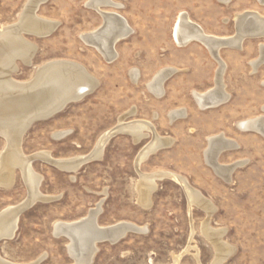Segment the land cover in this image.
I'll return each mask as SVG.
<instances>
[{
    "label": "rangeland",
    "instance_id": "1",
    "mask_svg": "<svg viewBox=\"0 0 264 264\" xmlns=\"http://www.w3.org/2000/svg\"><path fill=\"white\" fill-rule=\"evenodd\" d=\"M110 1L119 7L103 5L100 10L124 17L133 29L126 40L117 44L120 39L114 44L120 57L111 64L81 39V35L93 33L103 24L101 15L86 6L88 0L41 1L34 17L56 26L50 34L35 33L36 36L31 30L19 29L34 0H0V35L9 28L17 29L21 31H15L19 40L30 45V49L25 47L10 57H0L1 74H8L7 79L12 83L28 84L36 78L39 69L55 62H71L83 67L97 84L81 99L70 101L47 119L33 122L20 142L24 155L48 153L55 160L87 156L101 134L115 126L131 108L136 107L137 114L126 121L149 118L156 110L164 113L165 104L157 102L145 88L155 71L164 66L189 64L195 70L174 87L173 98L187 99L189 87L212 84L213 61L197 44L188 51L175 50L170 39L171 26L177 13L187 11L209 32L226 35L232 32L233 26H222L220 20L231 17V9L218 6V0ZM231 1L230 8L235 12L249 9L264 16V8L253 0ZM262 43L263 40H249L242 52H224L228 53L225 60L233 68L228 77V90L233 96L231 106L209 111L173 130L168 129L164 114L156 121L153 113L149 122L156 121L159 135L170 133L175 142L149 155L138 170L136 157L151 135L135 142L130 134L118 133L107 142L99 159L82 163L75 172L33 160V172L41 177L39 192L46 199L35 200L17 217L12 238L0 240V261L74 264L67 252L69 240L54 235V224L83 219L99 204L100 213L96 218L99 227L125 222L146 230L127 233L115 244L97 242L90 264H212L213 245L201 233L207 215L197 205H192L189 211L187 199L177 183L169 179L156 181L148 205L138 202L139 173L168 171L186 178L188 185L216 208L208 225L212 230L224 229L223 242L235 249L222 264H264V138L255 132L260 137L235 136L242 149L223 154L219 163L230 165L240 160L248 163L233 173L232 183L217 177L203 159L206 132L229 127L235 113L241 121L245 116L263 114L260 108L264 106V66L253 76L248 65L256 58ZM131 68L141 71L137 83L131 81L128 71ZM188 124L196 132H188ZM7 147L5 138L0 136V157ZM27 195L22 175L16 168L12 185H0V212L27 202ZM188 245L190 249L186 252Z\"/></svg>",
    "mask_w": 264,
    "mask_h": 264
},
{
    "label": "bare ground",
    "instance_id": "2",
    "mask_svg": "<svg viewBox=\"0 0 264 264\" xmlns=\"http://www.w3.org/2000/svg\"><path fill=\"white\" fill-rule=\"evenodd\" d=\"M41 1H45V0H34V2L31 5L29 3L30 8L25 13L24 18L22 17L23 20L21 19L22 23L19 29L23 28L24 30L25 29L31 30L32 31L31 34L34 33L33 35L36 36L35 33L39 35L44 34L46 32H49L56 26L53 25V23H49L34 17L35 15L34 12L38 8V5ZM103 5H110L115 8L119 7L118 4H115L110 0H88L86 6L95 9L101 15L103 19V24L99 29H97L93 33L81 35V39L86 44L95 47V49L103 57V59L107 62H110L112 58L111 57L109 58L108 54L113 53L114 44L118 42L120 39L122 40L126 38V36L132 31L129 29V26L127 25L125 20L118 14L101 11L100 9L101 6ZM238 14L234 15V21L237 31L235 35L230 38L226 37V38L212 39L205 36L202 37L200 34L197 33L198 31H196V29L191 32L189 36L190 38L189 37L188 38L190 40L195 39L201 42L209 49V51L212 54V51L215 50L217 44L227 43V45L235 46L239 48L240 46H238V44H240L239 42L242 41L241 39H243L241 37L250 36L254 38L256 36L257 37L264 36V18L261 15H259L257 12H252V14H245V16H243L244 13L241 16ZM183 16H184L183 13H180L177 16L172 28V37L176 45L180 44L179 32L180 33L182 32L180 31V29L182 25L181 22L184 19ZM246 17L249 18L252 17L254 18L255 21L251 29L248 30L243 28L244 27L243 23L247 19ZM250 21L252 20L250 19ZM13 27L15 28L16 26ZM44 28H46L47 30L46 29L44 30ZM9 29L4 35L3 33H1L3 36L0 35L1 58L2 57L4 58L6 56L10 57L11 54L15 53L17 50L22 51L25 47L26 48L28 47V49H30L29 47L30 45L28 46L27 44H24L19 40V37L17 36L18 34L16 35V32L18 31L17 29L15 30L16 32L14 30L11 29L9 30ZM27 33H30V31H27ZM47 34H50V32ZM258 47H259L258 57L249 62V65L251 67V73L253 74L256 73L257 69L260 66L264 65V45L259 44ZM29 56L31 57L32 55ZM212 56L218 63V70L215 73L213 87L204 93H197L196 91L192 93V97L197 105V108L201 110L215 108L221 104H224L226 101L229 100V94L225 91V84L223 81V75L225 70L224 62L220 60L218 57H215L213 54ZM5 61L8 62L7 60ZM6 62H4V64ZM29 63L28 65H30ZM37 72L38 73L36 75V78H34V80L31 83L28 82V84H26V82L24 84H15L14 83L15 81L12 83L10 79L9 80L7 79V77L9 76L8 74H6L8 75L6 76L5 74L3 75L0 73L1 76L0 77V136L5 138V141L8 143V147L5 149L6 150L5 153L3 152L4 155L0 157L1 159L0 185L5 187L11 186L13 183V171L17 168L22 175V179L26 185V189L28 193L27 202H24L16 207H8V208L6 207V209H3V211L0 212V237L5 236L7 238H12L16 230L18 212L22 210L27 204L34 203L35 200L46 199V197H44L39 192L41 177L35 174L31 167L34 158H39L43 162L49 163V165L51 164L63 171H72V170L74 171L77 170V168L89 158L99 159L102 155L103 149L107 144V142L110 140V138L117 135L118 133H123V134L127 133V136L128 134H130L132 137L135 138V142L139 141L142 138V136L151 135L150 141L145 146H143V148L136 157L135 164H136V169L138 170L139 165L149 155L153 154L154 152L160 149L170 147L174 143L173 138L168 136H160L156 131L155 126L149 121L138 120V119L132 121H126V118L128 116H133L135 114V108H131L128 112H126L118 119L115 126H113L111 129L106 130L101 134L96 145L94 146L92 151L89 152L87 156H77L70 159L68 158L62 160H55L51 158L48 153H39L37 155L30 157L24 155L20 149V142L22 136L33 122H35L36 120H44L49 118L54 113L61 110L67 103H69L70 101L81 99L87 93L93 91V89L97 86L93 78L87 73V71L83 67L71 62L51 63L48 66L39 69V71ZM130 74L132 81L136 82L137 79L134 78L132 73ZM162 74H164V72L158 73L153 78V80L147 84L148 91L154 96H157L158 98L159 96L162 95L160 88L161 86L159 87V82L161 80L160 77L162 76ZM262 85L264 86V82L262 83ZM261 109L264 111V106H262ZM180 115L183 114L180 113ZM180 115L179 114L177 115L174 112H169L168 113L169 122L172 123L175 119H177V116ZM236 126L241 131L255 132L264 138L263 115L240 121L236 124ZM223 135L219 134L207 138V146L203 152L204 154L203 159H205L206 162L205 164H207L212 169V171L217 177L221 178L223 181L229 184L233 182L232 181L233 173L238 168L244 167L248 162L234 161V163L230 165H222L219 163L218 159L221 156V154H223L224 152L235 151L238 150L239 148V144L236 143V141L234 142L227 140L224 138ZM139 174H140V184L139 186H137L138 187L137 195H138V202L141 205L144 206L148 205L149 196L155 188L156 181L169 179L174 183H177L184 192V195L188 202L189 211L192 205H197L207 215V221L205 220L206 222H204V224L202 225L201 233H203V235L207 238V240H209L213 245L214 261L212 264H222L226 259L232 256L235 249L231 247V245L223 242L222 240L226 231L224 229L212 230L213 228H210L208 225L210 217L216 211V208L214 207L213 203L210 200L204 198L200 194V192L191 188L188 185L186 178L174 172H168V171L154 172L150 174H143V173H139ZM97 206L98 207L95 210H91L89 212V215L83 219L71 223L57 222L54 224V229H53L54 235L57 237L66 234L64 232V230L65 231L67 230L66 228L76 225L79 226V224L81 223L83 224L82 227L79 228L78 226L77 228L75 227L73 230H71V233L69 234L70 238L72 236L75 239H77V246L71 249L70 241H69V245L67 247L70 257L74 259L75 262L74 264H84L86 263L87 260H89L90 257H91L90 260H92L96 252V243L98 242L96 241V238L104 232L109 231L110 236L112 238L109 240L118 242L121 238V232L123 230H132V228H134L133 230H136L137 232H133V233H143L146 230L143 227L139 228L133 224L125 223V222L115 224L109 227H99L96 223V218L100 213V207H99L100 205L98 204ZM189 249L190 247L188 245L185 251L187 252ZM3 262L4 261H0V264L6 263V261L5 263ZM35 264L38 263L35 262Z\"/></svg>",
    "mask_w": 264,
    "mask_h": 264
},
{
    "label": "crops",
    "instance_id": "3",
    "mask_svg": "<svg viewBox=\"0 0 264 264\" xmlns=\"http://www.w3.org/2000/svg\"><path fill=\"white\" fill-rule=\"evenodd\" d=\"M218 1H219V2H217L218 6L225 7V8H229V9L232 10L231 17H225V18H222L220 20V25H222V26H228L229 24H232L233 30H232L231 33L226 34V35H221V34L209 32V30L200 21L195 20L194 18H192L191 17V14L189 12H187V11H181V12L177 13V15L175 16V19H176L177 16L180 13H183L184 14V16H183L184 19L181 22L182 25H181V29H180V31H182V32L181 33L179 32V40H180V44L179 45H176L175 44V42L173 40V37H172V28H173V25L175 23V19H174V21L172 23L171 30H170V39L172 41V44H173V47H174L175 50L188 51L191 48H193L192 46L194 44H197V45H199L204 50L205 54H207V56L211 59V61H213L214 65H213V69H212V84L209 87L206 86V84L204 86H202L201 88H200L201 84H199V85L196 84V86L189 87L187 94L184 92L187 95V97H188L187 99L184 98V99L179 100V99L173 98L171 96V91L174 89V87L175 86H178L179 84H181L182 82H184V80L187 78V76H190L191 74H193V72L195 70H194L193 66L192 65H189V64H187V65H184L183 64V65H167V66H164V67L156 70L155 73L150 77V79L145 83V88L147 90V84L149 82H151L153 80V78L158 73L164 72V74H162V76L160 77L161 80L159 82V87L161 86L160 88H161V92H162L161 94L162 95L159 96V98H158L157 96L152 95L147 90L151 94V96L157 102H160L162 104H165L166 108L164 110V113H163V110L162 111H159V110L152 111L150 113L149 118L139 119V120H148V121H150L151 120V117H152V115L154 113L155 114V120L156 121H159L161 119L162 115L164 114L163 117L165 118V120L167 122L168 129L173 130L176 127H178V125L185 124L188 121H190L191 119H195L196 117H200L201 115H205L209 111L222 110V109L227 108L228 106H231L232 105L233 96L230 93V91L228 90L229 89V86H228V77H230V73H231V71H232L233 68H232L231 63H229V62H227V60H225V57L224 56H225V54H228V53H225L224 54V52H228V51L229 52L230 51H234V52H238L239 51V52H242L244 50V47H243L244 46V43L246 41H249V40H263L264 41V38H263L264 36L263 37L262 36H259V37L256 36L254 38L253 37H250V36L241 37L243 39H241L242 41L239 42L241 45L238 44V46H240L239 48H237L235 46H230V45H227V46H220L219 44L216 45L215 50L212 51V54L215 57H218L220 60H222L224 62L225 70H224V75H223V81H224V84H225V91L229 94V100L227 102H225L224 104H221V105L217 106L216 108H209V109H204V110H201V109L197 108V105H196L195 101L193 100V97H192V94L191 93H192V91H196L197 93H204V92H207L208 90H210L213 87V85H214V79H215V73L218 70V63L213 58L211 52L209 51V49L204 44H202L201 42H199V41H197L195 39H191V40L189 39L190 38L189 36H190L191 32L196 29V31H198L197 33L200 34L202 37L205 36V37L212 38V39H215V38H226V37L227 38H230V37L234 36L235 33H236V31H237L236 30L235 21H234V15L235 14H238L239 13L238 15L241 16L244 13L243 16H245V14H252V12H257V11L249 10V9L239 10V11H236L235 12V10H233L232 8H230L231 5H232V1L231 0H218ZM253 1H255L258 4L259 7L264 8V0H257V1L256 0H253ZM248 12H250V13H248ZM257 13L259 15H261L260 12H257ZM261 16L264 18L263 15H261ZM122 18L128 24L127 19H125L124 17H122ZM246 18H247L246 21L243 23L244 24V27L243 28L246 29V30H248V29H251V27H252V25H254L253 23H255V21H254V18H252V17H250V18L249 17H246ZM250 19L252 21H250ZM185 20H186V22H185ZM188 21H190V22H188ZM128 26H129V24H128ZM194 27H196V28H194ZM129 29L131 30L130 26H129ZM131 31H132L131 32V34H132L133 33V29ZM128 37H129V35L126 38H124L121 41H119L117 44H119L122 41L126 40ZM262 44H264V43H262ZM236 45H237V43H236ZM108 55H109V58L110 57L112 58L110 60V62H107L109 64L113 63L117 58L120 57V54L116 50V48H114L113 53H109ZM257 57H258V50H257V56H256V58ZM262 66H264V65H262ZM262 66H260V67H262ZM260 67L257 69L256 73L261 69ZM128 71H130V73L133 74L134 78L137 79L136 82H135V83H137L141 71L138 68H131V69H128ZM250 72H251V67H250ZM170 73H172V74H170ZM256 73H254V74H256ZM169 74H170V76H169ZM254 74H253V76H254ZM130 77H131V74H130ZM133 108H135V114L133 116H128L127 119L136 116L137 109H136V107H133ZM169 112H174L177 115L178 114L180 115V113H181L183 115L177 116V119H175L172 123H170L169 122V118H168V113ZM184 113H185V115H184ZM262 113H263L262 115H264V111L263 110H262ZM259 116H261V115H257V116H245L246 117L245 119L255 118V117H259ZM234 119H235L234 122H232L229 127L218 128V129L215 128L214 130H211V131L209 130L208 132H206V134H205L206 146H207V138L208 137H210V136H216V135H219V134H221V135L224 134L223 136H224L225 139L230 140V141H234V142L236 141V143L239 144V148H238L237 151H240L242 149L241 143L235 138V136L238 135V134H240L241 136L248 137V136L254 135L255 133H253V132H242V131H240L236 127L235 123L238 122V121H241V120H237L238 119L237 113H235ZM245 119H242V120H245ZM156 121H154V122H156ZM154 122H153V124H154ZM154 126H155V124H154ZM187 127H188V132H196L194 130V128L191 127V125L188 124ZM155 129L157 131V126H155ZM166 135L168 137H170L169 136L170 133H166ZM255 135H257V134H255ZM257 136H259V135H257ZM174 142H175V139H174ZM206 146H205V148H206ZM161 150H163V149H161ZM237 151L225 152L223 154L234 153V152H237ZM223 154L221 156H223ZM221 156L218 159L219 162H220ZM240 161H247L248 162V160H240Z\"/></svg>",
    "mask_w": 264,
    "mask_h": 264
},
{
    "label": "water",
    "instance_id": "4",
    "mask_svg": "<svg viewBox=\"0 0 264 264\" xmlns=\"http://www.w3.org/2000/svg\"><path fill=\"white\" fill-rule=\"evenodd\" d=\"M220 46H227V43H221V44H219ZM33 160H40L39 158H34ZM92 160H94V158H89L88 160H86V161H84L83 163H87V162H89V161H92ZM30 205L31 204H27L22 210H20L19 212H18V216L23 212V211H25V209H27V208H29L30 207ZM77 226L78 225H76V226H72V227H69V228H66L67 230L65 231L64 230V232L66 233V234H64V235H62L63 237H65L66 239H68L69 241H70V248L72 249V248H74L75 246H77V239H75L74 237H72L71 236V238H70V236H69V234L71 233V230H73L75 227L77 228ZM83 226V224L81 223V224H79V226H78V228L79 227H82ZM134 228H132V230H123L122 232H121V238L120 239H122L123 237H125V235L127 234V233H129V232H137L136 230H133ZM1 239H9V238H7V237H5V236H1L0 237V240ZM71 239V240H70ZM109 239H112L111 238V236H110V232L108 231V232H104V233H102V234H100V236H98L97 238H96V241H98L99 243L100 242H109V243H111V244H115V243H117V242H114L113 240H109ZM67 252H68V248H67ZM69 253V252H68ZM69 255V254H68ZM91 257L89 258V260H87L86 261V263H84V264H90L91 263Z\"/></svg>",
    "mask_w": 264,
    "mask_h": 264
}]
</instances>
